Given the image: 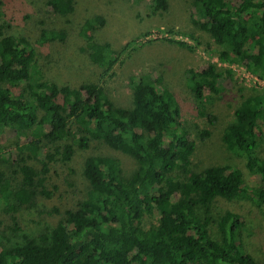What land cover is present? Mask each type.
<instances>
[{"label":"trees","instance_id":"1","mask_svg":"<svg viewBox=\"0 0 264 264\" xmlns=\"http://www.w3.org/2000/svg\"><path fill=\"white\" fill-rule=\"evenodd\" d=\"M152 3L154 11L168 9L167 0ZM74 5L75 0L47 2L64 18L73 14ZM193 5V23L222 48L219 58L264 76V0H194ZM104 22L101 16L84 20L78 35L90 62L106 75L118 55L110 43L95 37ZM68 39L62 29H42L39 36L41 44L65 46ZM40 75L29 40L0 33V150L7 130L17 135L36 131V139L21 149V180L13 185L0 172V199L9 212L31 206L38 194L49 198L45 183L54 155L68 163L76 149H87L92 140L132 157L138 167L127 177L118 158L86 157L83 175L89 189L76 207L65 210L67 223L26 237L22 244L0 246V264H258L244 247L240 215L227 211L215 221L211 206L219 200L253 199L264 210V159L257 154L264 91L245 97L222 136L227 149L259 177L258 184L250 185L237 167L192 170L196 146L181 127L174 95L158 88L150 76L130 77L132 107L125 108L97 83L61 86ZM186 76L201 102L206 88L219 95L232 78L231 71L215 63L200 72L189 69ZM21 83L25 89L15 92ZM202 115L212 124L216 120ZM48 144L55 145L54 154L44 153ZM178 170L184 180L175 177ZM155 210L161 213L159 222L147 227L145 219ZM214 222L219 239L211 235Z\"/></svg>","mask_w":264,"mask_h":264},{"label":"rangeland","instance_id":"2","mask_svg":"<svg viewBox=\"0 0 264 264\" xmlns=\"http://www.w3.org/2000/svg\"><path fill=\"white\" fill-rule=\"evenodd\" d=\"M48 1L0 0V33L29 40L36 51V64L42 80L61 86L97 83L104 87L115 104L131 108L130 77L150 76L158 88L174 95L180 109L181 127L196 146L191 158L192 170L228 165L241 169L246 183H259V177L249 172L245 162L227 149L222 136L225 128L235 120V111L245 97L254 91H264L258 83H264V76L238 62L219 58L222 48L214 43L209 33L201 31L193 23L196 16L194 0H167L166 11H154L153 0H75L74 12L68 18L52 12L47 6ZM96 16L105 20L104 25L95 31L96 39L110 43L118 55L117 63L106 75L104 69L90 62L83 39L78 35L79 24ZM42 29L65 30L69 34L67 44H41L39 36ZM210 63L231 71L232 78L223 84L219 95L206 88L205 99L201 102L189 89L186 74L189 69L200 72ZM25 87V83H21L14 91L22 92ZM202 112L215 116V122L210 123ZM203 132H208V136H203ZM35 133L33 130L17 135L13 130L6 131L0 150V172L13 185L21 180L18 163L21 149L36 139ZM259 137L257 154L264 159V124L259 128ZM54 147L46 145L44 153L54 154ZM92 155L118 158L127 177L138 167L132 157L111 150L100 140H92L87 149H76L68 163L54 155L45 183L46 190L51 193L49 198L38 194L31 206L17 212H9L0 199L2 248L22 244L26 237L36 238L48 233L59 222L67 223L65 210L76 207L87 195L89 186L83 175L84 160ZM175 177L184 180L186 175L178 170ZM13 203L11 200L10 204ZM227 211L240 215L244 222V247L258 264H264V210L258 208L253 199L219 200L211 206V216L215 221ZM160 216L161 213L155 210L152 216L146 217L145 225L158 224ZM211 235L219 239L215 222L211 225Z\"/></svg>","mask_w":264,"mask_h":264},{"label":"built area","instance_id":"3","mask_svg":"<svg viewBox=\"0 0 264 264\" xmlns=\"http://www.w3.org/2000/svg\"><path fill=\"white\" fill-rule=\"evenodd\" d=\"M252 79L255 80V79H258V78H256V77L253 78V77H252ZM254 82H255V81H254ZM258 83H259V85H260L261 87H263L262 89H264V83H262V82H258ZM255 84H256V83H255ZM256 85H257V84H256Z\"/></svg>","mask_w":264,"mask_h":264}]
</instances>
